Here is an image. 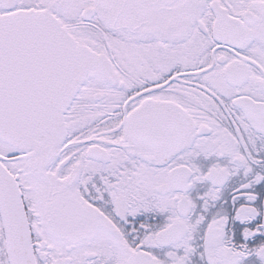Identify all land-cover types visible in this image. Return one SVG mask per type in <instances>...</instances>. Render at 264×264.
I'll list each match as a JSON object with an SVG mask.
<instances>
[{"label": "snow or ice", "instance_id": "6c2138e0", "mask_svg": "<svg viewBox=\"0 0 264 264\" xmlns=\"http://www.w3.org/2000/svg\"><path fill=\"white\" fill-rule=\"evenodd\" d=\"M0 264H264V0H0Z\"/></svg>", "mask_w": 264, "mask_h": 264}]
</instances>
